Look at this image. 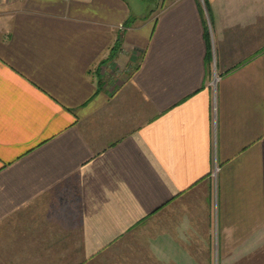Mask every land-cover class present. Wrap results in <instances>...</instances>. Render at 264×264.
<instances>
[{
	"label": "crops",
	"instance_id": "0c3cea01",
	"mask_svg": "<svg viewBox=\"0 0 264 264\" xmlns=\"http://www.w3.org/2000/svg\"><path fill=\"white\" fill-rule=\"evenodd\" d=\"M160 3L0 0V264H264V0Z\"/></svg>",
	"mask_w": 264,
	"mask_h": 264
},
{
	"label": "rangeland",
	"instance_id": "374dc122",
	"mask_svg": "<svg viewBox=\"0 0 264 264\" xmlns=\"http://www.w3.org/2000/svg\"><path fill=\"white\" fill-rule=\"evenodd\" d=\"M156 0H126L130 7H134L136 11L138 10L140 14L144 15L145 17L150 13L149 9L152 8V4L155 5ZM162 0H159V3ZM170 0H167L169 2ZM161 5V3H160ZM140 15V16H141ZM134 248V247H133ZM132 248H130L131 250ZM143 250V248H142ZM123 256V258H120L119 260H116L115 264H154L153 261H149L146 257L145 252H136L135 250L133 251H128ZM155 262V261H154ZM156 263V262H155Z\"/></svg>",
	"mask_w": 264,
	"mask_h": 264
}]
</instances>
